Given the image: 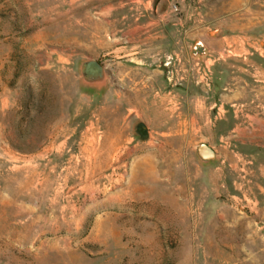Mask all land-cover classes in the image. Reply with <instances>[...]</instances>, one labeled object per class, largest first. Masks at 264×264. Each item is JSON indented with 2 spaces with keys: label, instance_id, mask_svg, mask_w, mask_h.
I'll return each mask as SVG.
<instances>
[{
  "label": "rangeland",
  "instance_id": "1",
  "mask_svg": "<svg viewBox=\"0 0 264 264\" xmlns=\"http://www.w3.org/2000/svg\"><path fill=\"white\" fill-rule=\"evenodd\" d=\"M84 59L105 90L81 87ZM253 116L264 0H0V264H264Z\"/></svg>",
  "mask_w": 264,
  "mask_h": 264
},
{
  "label": "water",
  "instance_id": "2",
  "mask_svg": "<svg viewBox=\"0 0 264 264\" xmlns=\"http://www.w3.org/2000/svg\"><path fill=\"white\" fill-rule=\"evenodd\" d=\"M192 59L204 61L208 57V49L202 39H196L191 51ZM81 77L80 84L85 90L103 91L108 86V75L101 64L94 59H84L78 65ZM134 131L142 141L149 139V128L146 123L140 121L134 126ZM198 162L203 167H209L218 163L221 159L216 150L207 143H199L193 149Z\"/></svg>",
  "mask_w": 264,
  "mask_h": 264
},
{
  "label": "crops",
  "instance_id": "3",
  "mask_svg": "<svg viewBox=\"0 0 264 264\" xmlns=\"http://www.w3.org/2000/svg\"><path fill=\"white\" fill-rule=\"evenodd\" d=\"M150 38H151V41L153 40V41H156V38L154 37V36H149ZM212 40V44L214 45V47L216 48V49H218L219 48V46H221L220 45V43H221V40L218 38V36H216V37H214V38H212L211 39ZM203 42L205 43V45L207 46V49H208V54H209V48H210V45H208L204 40H203ZM146 46H148L147 48H148V52H150L151 51V49H153V46H150V45H146ZM142 47L143 46H139V42H136V46H134V49H133V52L134 53H136L137 51H139L140 49H142ZM192 48H193V46H192ZM192 48L190 49V57H191V51H192ZM192 58V57H191ZM196 61V60H195ZM148 78H150V77H148ZM163 99V98H162ZM233 99H236V101H238V100H240L241 99V96H239V95H235V96H232L231 98L229 97V95H228V97L226 98V101H227V104H229L231 101H233ZM164 100V99H163ZM233 103H234V101H233ZM156 105V106H155ZM233 105H235V104H233ZM154 107H158V103H156V104H154L153 105V108ZM155 111H160L158 108H157V110H155ZM194 111H197V109L195 108V110ZM169 114V113H168ZM168 114L166 113V110L165 111H163V116H164V118H168ZM202 116V115H201ZM201 116H198L196 113H194V114H190V120H191V122H193V123H196V121L198 120V118H200ZM237 117V116H236ZM172 118V117H171ZM253 118H255V120L252 122L253 124H255V123H259L260 125H264V120H261V119H259L258 117H256V116H253ZM238 119V118H237ZM149 128V127H148ZM236 132H237V135H236V137H237V139H245V137H247V135H246V133H245V131H243V130H241V129H239V128H237L236 129ZM149 134H150V129H149ZM217 152V151H216Z\"/></svg>",
  "mask_w": 264,
  "mask_h": 264
},
{
  "label": "bare ground",
  "instance_id": "4",
  "mask_svg": "<svg viewBox=\"0 0 264 264\" xmlns=\"http://www.w3.org/2000/svg\"><path fill=\"white\" fill-rule=\"evenodd\" d=\"M156 97H157V96H156ZM158 98H160V97H158ZM161 99H162V98H161ZM162 100H163V99H162ZM162 102H163V101H162ZM152 105H153V103H152ZM144 108H145V107H144ZM172 110H173V109H172ZM172 110H171V111H172ZM150 112H151V111H150ZM122 136H123V135H122Z\"/></svg>",
  "mask_w": 264,
  "mask_h": 264
},
{
  "label": "flooded vegetation",
  "instance_id": "5",
  "mask_svg": "<svg viewBox=\"0 0 264 264\" xmlns=\"http://www.w3.org/2000/svg\"><path fill=\"white\" fill-rule=\"evenodd\" d=\"M98 62H99V61H98ZM99 63H100V62H99ZM137 123H138V122H137ZM137 123H136V124H137Z\"/></svg>",
  "mask_w": 264,
  "mask_h": 264
}]
</instances>
